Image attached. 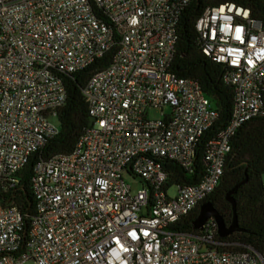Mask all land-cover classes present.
<instances>
[{
    "label": "built area",
    "instance_id": "obj_1",
    "mask_svg": "<svg viewBox=\"0 0 264 264\" xmlns=\"http://www.w3.org/2000/svg\"><path fill=\"white\" fill-rule=\"evenodd\" d=\"M188 1L0 0L5 192L59 132L48 119L57 118L66 100L61 77L116 47L110 64L83 88L89 123L72 152L33 168L35 213L22 244L23 216L14 204L0 203V264H264L252 249L221 250L226 245L215 239L212 219L193 234L171 230L218 187L235 131L264 116V28L247 8H206L194 24L197 42L223 67L233 108L226 127L206 145L203 179L166 187L159 161L192 173L196 143L217 119L198 83L170 72ZM149 110H159L160 118H149ZM124 175L140 189L132 193ZM172 187L174 197L168 195Z\"/></svg>",
    "mask_w": 264,
    "mask_h": 264
},
{
    "label": "trees",
    "instance_id": "obj_2",
    "mask_svg": "<svg viewBox=\"0 0 264 264\" xmlns=\"http://www.w3.org/2000/svg\"><path fill=\"white\" fill-rule=\"evenodd\" d=\"M232 3L250 10L252 20L264 28V1L260 0H189L181 13L176 51L170 72L182 79L198 83L204 96L217 113V119L199 138L195 147L193 171L188 173L179 164L167 159L159 161L167 174L166 187L172 185H193L205 176L204 152L209 141L223 130L229 122L233 108V89L222 81L223 67L205 57L198 45L194 24L208 7ZM95 16L109 27L110 21L102 10L93 8ZM114 46L102 58L86 69L61 77L66 92L64 105L57 111L59 132L48 139L43 148L29 158L28 163L17 174L16 187L4 191L0 186V203H12L23 216L21 244L29 229V219L35 213V199L30 186V177L35 164L54 155L69 154L88 126L89 117L83 88L95 73L104 70L109 64ZM230 151L226 155L223 175L215 191L204 199L210 203L218 215L229 225L232 220V207L226 202V194L246 178L232 196L239 227L243 230L224 239L215 234V239L225 244L221 250L246 252L252 249L264 257V116L252 119L241 125L230 138ZM200 204V205H201ZM199 206L185 219L171 227V230L193 234L192 223L197 218Z\"/></svg>",
    "mask_w": 264,
    "mask_h": 264
},
{
    "label": "water",
    "instance_id": "obj_3",
    "mask_svg": "<svg viewBox=\"0 0 264 264\" xmlns=\"http://www.w3.org/2000/svg\"><path fill=\"white\" fill-rule=\"evenodd\" d=\"M246 182V178L241 181L238 185L233 187L225 196L226 202H228L232 207V220L229 225H226L224 220L218 215L214 207L210 203H203L199 207V212L197 218L192 223L193 231H201L204 224L212 219L217 228V236L220 239H224L234 233L243 232L239 227L236 213H235V203L232 196L236 193L238 188ZM261 257V256H260ZM262 258V257H261Z\"/></svg>",
    "mask_w": 264,
    "mask_h": 264
},
{
    "label": "rangeland",
    "instance_id": "obj_4",
    "mask_svg": "<svg viewBox=\"0 0 264 264\" xmlns=\"http://www.w3.org/2000/svg\"><path fill=\"white\" fill-rule=\"evenodd\" d=\"M163 111H164V113L167 114L170 112V109L166 107ZM147 114H148V117L151 119H159L160 118V111L159 110H149L147 112ZM48 122L50 124H52L53 126L58 127L57 118L51 117L48 119ZM123 179L126 181L127 184L130 185L132 193H135L137 190L140 189L141 185H140L138 180H133L131 177H129L127 175H124ZM262 181L264 183V175L262 176ZM176 192H177V190L174 187H172L169 190L168 195L170 197H174L176 195ZM23 264H33V263L30 261V262H25Z\"/></svg>",
    "mask_w": 264,
    "mask_h": 264
}]
</instances>
